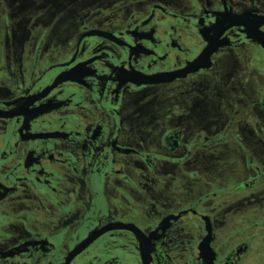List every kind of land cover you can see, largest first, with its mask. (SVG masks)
Listing matches in <instances>:
<instances>
[{"label": "flooded vegetation", "instance_id": "flooded-vegetation-1", "mask_svg": "<svg viewBox=\"0 0 264 264\" xmlns=\"http://www.w3.org/2000/svg\"><path fill=\"white\" fill-rule=\"evenodd\" d=\"M262 42L264 0H0V264H264Z\"/></svg>", "mask_w": 264, "mask_h": 264}, {"label": "rangeland", "instance_id": "rangeland-1", "mask_svg": "<svg viewBox=\"0 0 264 264\" xmlns=\"http://www.w3.org/2000/svg\"><path fill=\"white\" fill-rule=\"evenodd\" d=\"M63 27L65 28V30H68V28H69V26H68V24H67V22L64 20L63 21ZM258 66H259V64H258ZM218 132V131H217ZM231 150H232V148H228V149H223L222 151H219V153H222V154H225V157L227 158V155H233V153L231 152ZM256 150V149H255ZM226 161H227V159H226ZM236 163V167H235V169H236V171H235V174H236V176H241V173H244L245 172V170H248V169H245V167H247V166H249V164L248 163H245V162H243V160L242 159H237V162H235ZM247 164V165H246ZM215 169H217V165H215V166H213L212 164H209V166H208V170L209 171H212V172H215L214 170ZM218 171H222V174L223 175H229V176H233L234 174L230 171V169L228 168V166H227V162H225V163H223L222 164V168L221 169H219Z\"/></svg>", "mask_w": 264, "mask_h": 264}, {"label": "water", "instance_id": "water-1", "mask_svg": "<svg viewBox=\"0 0 264 264\" xmlns=\"http://www.w3.org/2000/svg\"><path fill=\"white\" fill-rule=\"evenodd\" d=\"M262 45L264 46V43L262 42Z\"/></svg>", "mask_w": 264, "mask_h": 264}]
</instances>
